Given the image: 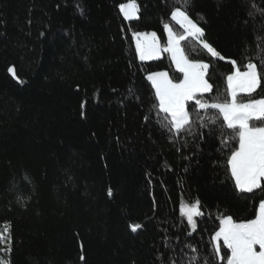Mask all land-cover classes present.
<instances>
[{
	"label": "trees",
	"instance_id": "obj_1",
	"mask_svg": "<svg viewBox=\"0 0 264 264\" xmlns=\"http://www.w3.org/2000/svg\"><path fill=\"white\" fill-rule=\"evenodd\" d=\"M128 2L0 0L4 264H187L188 256L221 264L212 241L220 219L256 218L264 193H240L227 165L238 137L225 145L215 109H197L217 123L194 125L195 135L163 127L169 118L153 107L147 76L166 71L178 82L182 75L166 52L140 62L133 34L154 32L166 47L164 25L182 34L171 13L185 7L225 57H212L192 38L181 42L190 61L210 65L213 89L204 98L211 103L227 96L231 61L242 71L250 60L260 66L264 0H135L139 19L132 21L119 10ZM261 97L258 88L252 98ZM197 199L203 216L191 232L180 207Z\"/></svg>",
	"mask_w": 264,
	"mask_h": 264
},
{
	"label": "snow or ice",
	"instance_id": "obj_2",
	"mask_svg": "<svg viewBox=\"0 0 264 264\" xmlns=\"http://www.w3.org/2000/svg\"><path fill=\"white\" fill-rule=\"evenodd\" d=\"M188 5V0H184ZM120 12L125 20L139 19V6L135 0L120 4ZM255 7V5H253ZM171 20L183 28V33L177 35L173 29L165 24L168 34L166 47L161 48L156 38V33L133 34L136 53L141 61L159 59L162 52L170 55L177 72L183 74V79L174 82L168 72L157 71L149 74L147 80L151 82L155 90V99L158 105L154 108L166 114L169 118L167 123H162L174 135L184 133L195 135L193 126L204 128L208 123L216 124L217 118L208 117L207 122L200 118L199 110L215 109L223 118V125L220 126V136L227 138L224 140L227 145L228 140L238 137L239 147L232 151L227 165L234 179L235 187L240 193H254L259 190L264 193V97L252 98L253 93L261 88L264 81V56L259 59V67L251 60L241 70L236 61H231L234 71L227 75V96L223 99L217 96L211 103L204 98V94L211 93L213 85L206 79L210 65L202 62H192L186 56L181 42L189 38L202 44L212 57L224 60L225 57L205 39V31L188 14L185 7H178L171 13ZM13 77L16 73L13 68H9ZM240 94H245L250 99L243 101ZM191 103V111L188 109ZM193 116L196 119H193ZM252 121L258 124L250 123ZM225 127L231 132H226ZM187 146V142H185ZM177 151H180L177 148ZM184 159H188L187 156ZM112 195L111 190L108 193ZM19 199V197H18ZM180 215L185 217L187 225L191 227V232L197 229L196 217L203 216L200 201L188 204H181ZM132 232H136L142 227L141 224L130 226ZM188 232L187 235H191ZM10 240V230H9ZM228 253H221V243ZM214 255L221 264H264V198L259 203V212L255 219L247 222H235L233 217L228 215L220 219L219 229L215 231L213 237ZM4 242V237L0 236V243ZM258 246V251H257ZM192 253H197L196 247L188 245ZM83 260L84 257L81 256ZM0 264L4 260L0 257ZM170 264H176L173 259ZM187 264H200L197 256H188ZM208 264V261H204Z\"/></svg>",
	"mask_w": 264,
	"mask_h": 264
},
{
	"label": "rangeland",
	"instance_id": "obj_3",
	"mask_svg": "<svg viewBox=\"0 0 264 264\" xmlns=\"http://www.w3.org/2000/svg\"><path fill=\"white\" fill-rule=\"evenodd\" d=\"M119 10H120V7H119ZM121 13V12H120ZM121 15H122V17L124 18V16H123V14L121 13ZM138 15H139V13H138ZM125 19V18H124ZM133 20H136V19H133ZM129 21V20H128ZM132 21V20H131ZM175 24H177L175 21H173ZM180 28H181V26L179 25V24H177ZM182 29V31H184L183 30V28H181ZM165 34H166V38H167V43H168V34H167V31L165 30ZM156 38H157V41L159 42V45H160V47L161 48H163L162 47V45H161V43H160V40L158 39V37H157V35H156ZM133 43H134V47H135V41H134V39H133ZM201 44V43H200ZM136 50V49H135ZM162 56H163V52L160 54V58L159 59H161L162 58ZM170 56V55H169ZM137 57H138V59H139V56H138V54H137ZM159 59H154V60H145V61H141L140 59H139V61L140 62H149V61H156V60H159ZM173 63V62H172ZM173 66H174V68H175V65L173 64ZM176 70V69H175ZM181 75H182V79H183V74L182 73H180ZM181 79V80H182ZM150 82V81H149ZM175 82V81H174ZM150 84H151V82H150ZM207 94V93H206ZM241 95V94H240ZM258 212H259V207H258V211H257V214H258ZM185 218V217H184ZM186 219V218H185ZM187 221V220H186ZM5 241V240H4ZM220 243H221V250L222 249H226V248H223V241L221 240L220 241ZM0 247H2L1 246V243H0ZM2 249H3V247H2ZM259 249H258V246H257V251H258Z\"/></svg>",
	"mask_w": 264,
	"mask_h": 264
},
{
	"label": "built area",
	"instance_id": "obj_4",
	"mask_svg": "<svg viewBox=\"0 0 264 264\" xmlns=\"http://www.w3.org/2000/svg\"><path fill=\"white\" fill-rule=\"evenodd\" d=\"M1 246L3 247V249H9V244L6 241L1 243ZM2 247H0V248H2Z\"/></svg>",
	"mask_w": 264,
	"mask_h": 264
},
{
	"label": "water",
	"instance_id": "obj_5",
	"mask_svg": "<svg viewBox=\"0 0 264 264\" xmlns=\"http://www.w3.org/2000/svg\"><path fill=\"white\" fill-rule=\"evenodd\" d=\"M9 74L13 78L14 81H17L16 77H13L12 73L9 72Z\"/></svg>",
	"mask_w": 264,
	"mask_h": 264
}]
</instances>
